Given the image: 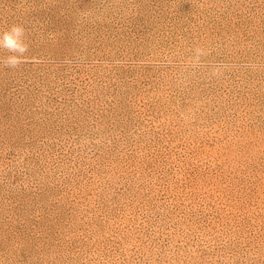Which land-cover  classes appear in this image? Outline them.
I'll list each match as a JSON object with an SVG mask.
<instances>
[{"label":"rangeland","instance_id":"rangeland-1","mask_svg":"<svg viewBox=\"0 0 264 264\" xmlns=\"http://www.w3.org/2000/svg\"><path fill=\"white\" fill-rule=\"evenodd\" d=\"M16 23L0 264H264V0H0Z\"/></svg>","mask_w":264,"mask_h":264},{"label":"clouds","instance_id":"clouds-1","mask_svg":"<svg viewBox=\"0 0 264 264\" xmlns=\"http://www.w3.org/2000/svg\"><path fill=\"white\" fill-rule=\"evenodd\" d=\"M27 42V29L23 24H12L6 30H0V67L8 69H18L28 59L26 53L29 51ZM208 55V52L200 46L193 49L190 58L192 63L199 64L201 58ZM213 75L218 74V69H214Z\"/></svg>","mask_w":264,"mask_h":264}]
</instances>
